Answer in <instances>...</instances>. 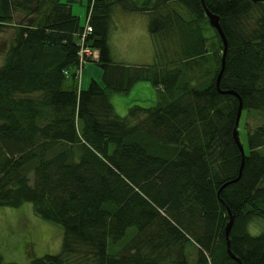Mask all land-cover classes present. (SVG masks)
Instances as JSON below:
<instances>
[{"label": "trees", "instance_id": "trees-1", "mask_svg": "<svg viewBox=\"0 0 264 264\" xmlns=\"http://www.w3.org/2000/svg\"><path fill=\"white\" fill-rule=\"evenodd\" d=\"M74 1L0 0V206L29 202L62 228L59 251L0 264H264V2L203 0L227 39L217 88L215 27L216 66L185 77L207 47L191 25L202 0H88L90 30ZM115 7L149 13L158 61L113 58ZM88 61L101 78L80 87ZM139 80L158 99L119 113L112 93Z\"/></svg>", "mask_w": 264, "mask_h": 264}, {"label": "rangeland", "instance_id": "rangeland-1", "mask_svg": "<svg viewBox=\"0 0 264 264\" xmlns=\"http://www.w3.org/2000/svg\"><path fill=\"white\" fill-rule=\"evenodd\" d=\"M90 1L91 3L93 2L92 0ZM87 3L88 0H77L71 5L73 13L79 15L82 24L85 23ZM176 7L183 13L189 14V11L181 4L176 3ZM114 17H117L115 11ZM112 19L110 43L115 60L129 65L158 61L159 56H155L154 51H149L153 50V42L149 35L148 25H146V29L145 23L140 18L134 19L130 17L127 24H123L122 26L120 23H116L113 16ZM195 24L199 26L202 34L205 36L204 42L207 47L203 57H200L197 61L193 60L187 65L185 77L190 79L198 77L203 82L208 78L209 73L206 71L210 70L211 72L216 66L218 54L221 51L220 42L213 29L214 26L209 23L207 18L201 17L191 21V25ZM7 35V33H2L0 41H3V38ZM171 35H167L168 40H173ZM168 50L167 52L173 57L178 53V49H174L172 45L168 46ZM80 51L86 53L85 48L80 49ZM83 66L79 71L82 70ZM198 79L196 81H199ZM135 86L136 84L133 87L130 86L125 92H115L111 95L112 100L121 109H125L124 113L129 105L138 102L130 99L132 95H145L144 89H137V87L135 89ZM245 117L247 123L251 126L263 120L262 116L255 114H244L242 119L245 120ZM241 140L245 141L244 135H241ZM256 226L257 223H252L249 230L253 233L258 232L260 229ZM61 241V226L34 214L31 203L24 202L22 205L14 207L0 206V254L3 260L18 263L26 262L33 256L59 251Z\"/></svg>", "mask_w": 264, "mask_h": 264}, {"label": "crops", "instance_id": "crops-1", "mask_svg": "<svg viewBox=\"0 0 264 264\" xmlns=\"http://www.w3.org/2000/svg\"><path fill=\"white\" fill-rule=\"evenodd\" d=\"M114 11H115V14L117 13V17H114ZM114 11H113L112 16L115 19L116 23L117 24L120 23L121 26L123 24H127V21L130 19V17H133L134 19L140 18L143 21V23H145V27L148 23V19H149V13L148 12H145V11L125 12V11H122L119 7H115ZM146 29H147V27H146ZM149 51L153 52V50L152 51L149 50ZM91 77L100 79L101 78V69L95 62L88 61L84 64L82 70L80 71L79 86L80 87L86 86ZM135 84H136L135 89H136V87H137V89H139V88L144 89L145 95H143V96L132 95L130 97L131 100H136V101L143 103V104H152L158 99L157 88L154 87L148 80H139ZM135 84H133V85H135ZM133 85H132V87H133ZM113 103H114V106H115L117 111L124 113L125 109H121L119 107V105H117L115 103V101H113Z\"/></svg>", "mask_w": 264, "mask_h": 264}, {"label": "water", "instance_id": "water-1", "mask_svg": "<svg viewBox=\"0 0 264 264\" xmlns=\"http://www.w3.org/2000/svg\"><path fill=\"white\" fill-rule=\"evenodd\" d=\"M252 1H254V2H264V0H252ZM202 4H203V6L205 8V13L208 16L209 23L212 24L217 29V31H218L221 39H222V43H223V49H222V55H221V64H220V68H219V71L217 73V78H216V86H217V88H219L218 82H219V78H220V75H221V73L223 71L224 64H225V52H226V48H227V39H226V36H225V34L223 32V29H222V27L220 25L218 14L213 13L212 11H210L206 7V5L204 4L203 0H202ZM221 91H226V90H221ZM227 91L234 92L233 90H227ZM240 110H241V102L239 103L238 110H237L236 121H235L234 129H233V136H234V138H235V140H236V142H237V144L239 146V149L241 151V154L243 156V146H242V144L240 142V139H239V136H238V132H237V129H236L238 118H239V115H240ZM241 167H242V164L240 166V170H241ZM239 174H240V171H239ZM232 218H233V216L230 215L229 220H228V222L226 224V228H225L226 229V234L228 233V230H229V228L231 226ZM228 251H229L230 255L234 257V254L231 252L229 247H228Z\"/></svg>", "mask_w": 264, "mask_h": 264}, {"label": "built area", "instance_id": "built-area-1", "mask_svg": "<svg viewBox=\"0 0 264 264\" xmlns=\"http://www.w3.org/2000/svg\"><path fill=\"white\" fill-rule=\"evenodd\" d=\"M91 29V27H90V25L87 23L86 25H85V30H90ZM85 51H86V54H88V55H92V56H97V50L96 49H90V48H85ZM82 53H85V52H82Z\"/></svg>", "mask_w": 264, "mask_h": 264}, {"label": "bare ground", "instance_id": "bare-ground-1", "mask_svg": "<svg viewBox=\"0 0 264 264\" xmlns=\"http://www.w3.org/2000/svg\"><path fill=\"white\" fill-rule=\"evenodd\" d=\"M212 25V24H211ZM213 26V25H212ZM226 92H230V91H226ZM231 93H233V94H235V95H237V96H239L238 95V93H236L235 91L234 92H231ZM239 98H241L240 96H239ZM240 102H241V100H240ZM241 111V110H240ZM240 116V115H239ZM239 119V118H238ZM238 123V122H237ZM236 129H237V126H236ZM237 132H238V130H237ZM239 136V135H238ZM240 139V138H239ZM240 142H241V140H240ZM242 144V143H241ZM243 146V145H242ZM243 154H244V150H243ZM244 161V160H243Z\"/></svg>", "mask_w": 264, "mask_h": 264}]
</instances>
